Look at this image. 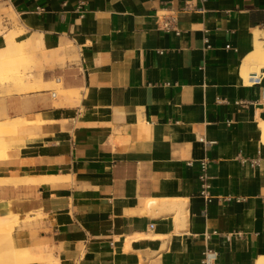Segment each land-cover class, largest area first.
<instances>
[{"label":"crops","instance_id":"obj_1","mask_svg":"<svg viewBox=\"0 0 264 264\" xmlns=\"http://www.w3.org/2000/svg\"><path fill=\"white\" fill-rule=\"evenodd\" d=\"M0 9L25 31L1 29L0 47L14 33L23 66L44 64L28 75L46 82L0 105L1 122L26 119L3 135L0 176L18 181L0 183V216L41 210L13 229L35 258L23 264H203L207 248L222 264H258L264 64L247 67L259 82L243 72L256 32L264 55V0H0ZM170 14L178 34L162 27Z\"/></svg>","mask_w":264,"mask_h":264},{"label":"bare ground","instance_id":"obj_2","mask_svg":"<svg viewBox=\"0 0 264 264\" xmlns=\"http://www.w3.org/2000/svg\"><path fill=\"white\" fill-rule=\"evenodd\" d=\"M259 34H260L259 32L255 33L254 51L248 56V58L246 60V63L244 65L243 75L245 77V81L246 82H250L249 77L251 75V73H249L247 71V67L250 66L251 64H257L258 67H261L264 64V55H263V52H262V44H263V42L259 39ZM23 65H25V59H24V56H23V53H22V48H21L20 42L16 39L14 33L6 34V43L2 47H0V78H4V79L10 81V83L14 86V88L18 92H23V91L35 89V88L40 86L39 85L40 79L38 81V79L36 77L35 78H31V76L27 75L29 73L25 74L26 75V77H25L23 74H21L19 72L20 67L23 66ZM257 74H258V72H257ZM32 75H34V74H32ZM40 82H42V79H41ZM45 83H43V85ZM47 83H49V82H47ZM22 119L21 118H14V119L5 120L3 122L0 121V156L2 154L7 153V149L9 147V143L7 142L8 140L6 141L3 138V135L9 134V133H15L17 128H18V126L23 123V120L26 121V119H23V120ZM35 121L37 122V120H34L32 122H35ZM27 122H30V121H27ZM5 141L7 143H5ZM50 179H55V177H53V176L52 177L40 176V175H36V176L32 175L31 176L30 175V176H27L25 178V180H29V181L40 180V182L41 181H45V180L47 181V180H50ZM16 180L17 179H14L11 176L10 177H8V176H0V183L9 182V181L16 182ZM174 202H175L174 206L171 209H169V210L170 211H174L176 213V215H175L176 216V220L179 223V221L183 220L184 217H185V209H184V205L185 204L183 203L181 198H176ZM36 211H38V210H36ZM40 211L41 210H39V213H40ZM9 216H12V217H15V218L17 216V218H21L17 213H13L12 212V213L0 216V222L2 220H5ZM26 216H28L27 213H26ZM17 220H19V219H17ZM6 222L3 221L2 224L4 225V224H6ZM5 226H6L5 228H10L9 229L10 232L12 231V224L9 225V223H8ZM7 226H9V227H7ZM1 227H4V226H1ZM138 236H136V237H138ZM37 253H35L34 255H36ZM42 256H44V255H42ZM23 258H24V260H33V259H35L34 256H33V253L31 251L25 252L24 255H23ZM257 263L258 264H264V257L262 256L261 260H259V262L257 261Z\"/></svg>","mask_w":264,"mask_h":264},{"label":"rangeland","instance_id":"obj_3","mask_svg":"<svg viewBox=\"0 0 264 264\" xmlns=\"http://www.w3.org/2000/svg\"><path fill=\"white\" fill-rule=\"evenodd\" d=\"M1 12H4L6 15H9L12 19V24H6L4 17H2ZM11 27H15L21 30V35L20 37H25V31L23 28H20L18 26L17 21L15 20L14 16H12L11 14H9L6 9H0V30L1 29H8ZM0 40H2V35H0ZM1 44V42H0ZM44 68V64L40 67V68H34V67H24L21 66L19 69V72L21 74H23L25 77L27 74V72H30L31 70H33L35 73L41 74L42 70ZM41 72V73H40ZM28 75V74H27ZM0 105L3 102V99L6 97H11L14 96L16 94H20L22 92H18L14 86L10 83V81L4 79V78H0ZM55 81V79L53 80V82ZM51 88H53V90L57 91L58 94L60 93L58 90V87L56 86H50ZM5 143H7L5 141ZM164 211H160L158 213H162ZM28 216H25V218H16L9 216L7 217L5 220H2L0 222L1 227L0 226V264H23V262H28L29 260H24L23 255L25 252L30 251L28 248H18L15 246L14 244V240H13V236H12V232L13 229L17 226L20 227L21 225H25V224H29L32 225L33 223H35L38 220V217L40 216L39 213L36 214H32V213H27ZM9 219V220H8ZM19 219V220H17ZM6 222V224H2V222ZM9 223L12 224V231L10 232V228H5ZM9 227V226H7ZM46 261H48V259H45Z\"/></svg>","mask_w":264,"mask_h":264},{"label":"built area","instance_id":"obj_4","mask_svg":"<svg viewBox=\"0 0 264 264\" xmlns=\"http://www.w3.org/2000/svg\"><path fill=\"white\" fill-rule=\"evenodd\" d=\"M6 24H10L9 18L6 17L4 19ZM176 21V15L175 14H170V15H162L161 16V22H162V27L166 30H175V32L178 34L180 30L174 26V23ZM159 52H162V50H159ZM250 82H259L261 80V73H251L249 77ZM201 139H204L202 136ZM252 164L257 163L256 159L251 160ZM201 166H202V173L200 175V178L202 180V189L200 191L201 195L207 200L210 201L212 199V194L210 191V184L207 181L208 175L206 172L207 168V159H203L201 161ZM152 226V224H151ZM203 264H222L218 260V252H216L213 249L207 248L204 252V257L202 259Z\"/></svg>","mask_w":264,"mask_h":264}]
</instances>
